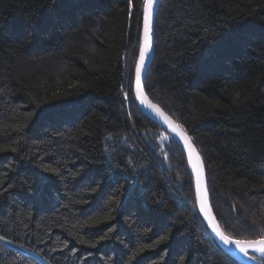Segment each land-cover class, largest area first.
I'll use <instances>...</instances> for the list:
<instances>
[{
	"label": "trees",
	"instance_id": "16d2710c",
	"mask_svg": "<svg viewBox=\"0 0 264 264\" xmlns=\"http://www.w3.org/2000/svg\"><path fill=\"white\" fill-rule=\"evenodd\" d=\"M143 1L0 0V264H242L123 95ZM144 86L199 149L223 231L264 234V0H161Z\"/></svg>",
	"mask_w": 264,
	"mask_h": 264
},
{
	"label": "snow or ice",
	"instance_id": "6c2138e0",
	"mask_svg": "<svg viewBox=\"0 0 264 264\" xmlns=\"http://www.w3.org/2000/svg\"><path fill=\"white\" fill-rule=\"evenodd\" d=\"M154 0H144L143 4V43L140 47V57L139 61L135 65V79L134 81L130 80L129 82V90L128 92L123 93L126 99L129 98V94L135 95L139 100L140 104L145 108L154 112L159 118H161L165 123L172 126V132L177 133L181 136V138L185 141L188 149V162L191 166L192 173L195 177V191L196 198L200 203V210L205 213L206 217L210 218V212L205 207V175H204V164L199 155L196 152L193 144L191 143V138L187 135L186 131L183 129V126L180 124H175L171 117H169L157 104L152 103L151 100L147 98V96L143 92V84H142V73L144 71V61L148 54V51L151 47V37L150 33L152 31V5ZM13 127H20L19 125H14ZM11 149L12 151H16L15 148H12L11 145H0V151ZM49 171H56L54 168L47 169ZM255 223V222H254ZM213 229L220 237L221 241L227 245H235L241 253L245 256L249 255L250 250H254L256 252L264 255V234L258 236L255 239H233L230 236H227L222 232L219 227L213 224ZM261 233H264V228H262ZM7 237L4 235H0V240H6ZM164 239V237H161ZM10 242V241H9ZM159 243V241H157ZM153 245H145V247H152ZM252 259H256L255 256Z\"/></svg>",
	"mask_w": 264,
	"mask_h": 264
},
{
	"label": "water",
	"instance_id": "95a60500",
	"mask_svg": "<svg viewBox=\"0 0 264 264\" xmlns=\"http://www.w3.org/2000/svg\"><path fill=\"white\" fill-rule=\"evenodd\" d=\"M160 1L161 0H154V3L152 5V31L150 33V37H151V47L148 51V54L145 58L144 61V71L142 73V84L144 86V82H145V77L147 74V71L151 65L153 56H154V41H155V23H156V16H157V12L159 9V5H160ZM144 4V1H143ZM143 43V7H142V16H141V29H140V40H139V49H138V53H137V59H136V63L139 61V57H140V47L141 44ZM135 63V65H136ZM135 79V67H134V73H133V81ZM143 92L144 94L147 96V98L149 100L152 101V103L157 104L155 101H153L150 96L148 95V93L146 92L145 86L143 87ZM133 99L135 100L136 104L138 105V107L151 119L153 120L160 128H162L164 131H166L175 141L176 143L180 146V148L182 149L184 156L186 158V162L188 165V169L191 173L192 176V180H193V187H194V197H195V204H196V208L198 210V213L202 219V221L204 222L205 226L207 227L208 231L210 232V234L212 235V237L214 238V240L216 241V243L225 251L227 252L230 256H232L233 258H235L237 261H239L242 264H264L263 262H261L260 260L256 259H252L253 254H256L259 257L264 258V255H262L259 252H256L254 250H250L249 251V255L245 256L243 253H241L239 251V249L235 246V245H231V246H227L225 245L220 237L217 235V233L214 231L213 229V224L217 225L219 227V229L223 231L222 227L220 226L217 217L214 213L212 204H211V197H210V193H209V184H208V175H207V169L204 163V160L202 158V155L199 151V149L197 148V146L195 145L193 139L191 138V136L189 135V133L186 131V129L183 127V129L186 131L187 135L191 138V143L193 144L195 150L197 153H199L203 164H204V175H205V187L207 189L206 194H205V207L209 210L210 212V218L205 216V213L202 212L200 210V203L196 198V191H195V177L192 173V169L191 166L188 162V149H187V145L185 143V141L181 138V136L177 133H173L172 132V126L165 123L161 118H159L157 115L154 114L153 111L145 108L143 105L140 104V100L132 94ZM169 117H171L172 121L175 124H180L179 122H177L172 116H170L159 104H157ZM181 125V124H180ZM225 235L230 236L228 234H226L224 232ZM231 237V236H230ZM233 239H239V238H234Z\"/></svg>",
	"mask_w": 264,
	"mask_h": 264
},
{
	"label": "rangeland",
	"instance_id": "374dc122",
	"mask_svg": "<svg viewBox=\"0 0 264 264\" xmlns=\"http://www.w3.org/2000/svg\"><path fill=\"white\" fill-rule=\"evenodd\" d=\"M138 49H139V47H138ZM137 53H138V50H137ZM136 59H137V55H136V57H135V60H134V63H136ZM134 67H135V64L133 65ZM235 238V237H234ZM240 239V238H239ZM253 256H256V254H253Z\"/></svg>",
	"mask_w": 264,
	"mask_h": 264
}]
</instances>
